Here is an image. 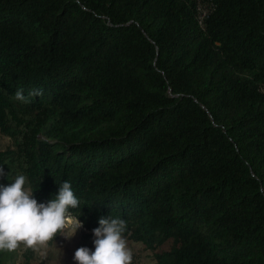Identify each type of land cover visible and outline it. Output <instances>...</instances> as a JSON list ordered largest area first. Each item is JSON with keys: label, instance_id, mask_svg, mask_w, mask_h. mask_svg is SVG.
<instances>
[{"label": "trees", "instance_id": "obj_1", "mask_svg": "<svg viewBox=\"0 0 264 264\" xmlns=\"http://www.w3.org/2000/svg\"><path fill=\"white\" fill-rule=\"evenodd\" d=\"M200 1L0 0V184L69 181L132 264H264V0Z\"/></svg>", "mask_w": 264, "mask_h": 264}, {"label": "clouds", "instance_id": "obj_2", "mask_svg": "<svg viewBox=\"0 0 264 264\" xmlns=\"http://www.w3.org/2000/svg\"><path fill=\"white\" fill-rule=\"evenodd\" d=\"M18 101L26 102L22 90L15 94ZM7 176L0 165V177ZM26 176L18 174L9 184H0V251H15L20 244L43 257L49 242L57 235L65 240L75 236L83 227L79 216H72L70 209L80 207L72 184L65 180L58 192L46 202H38L34 190L26 188ZM99 226L92 230L94 251L78 247L73 256L76 264H132L133 253L124 236L126 221L120 217L101 216ZM62 250L60 249V256Z\"/></svg>", "mask_w": 264, "mask_h": 264}, {"label": "rangeland", "instance_id": "obj_3", "mask_svg": "<svg viewBox=\"0 0 264 264\" xmlns=\"http://www.w3.org/2000/svg\"><path fill=\"white\" fill-rule=\"evenodd\" d=\"M11 145V139L6 135L0 134V149H6L11 147ZM93 240V232H87L82 227L77 230L75 236L70 240L63 238L60 243L49 246L46 250V256L43 258L39 252L32 250V262L33 264H76L73 260L75 250L78 247L86 246L94 251ZM27 249L29 248L20 244L13 252L0 251V264H23L25 260L24 252ZM60 249L62 250V256L59 259Z\"/></svg>", "mask_w": 264, "mask_h": 264}, {"label": "built area", "instance_id": "obj_4", "mask_svg": "<svg viewBox=\"0 0 264 264\" xmlns=\"http://www.w3.org/2000/svg\"><path fill=\"white\" fill-rule=\"evenodd\" d=\"M206 16H207V9H206L205 2L197 0V2H196V19H197L199 25H201V26L203 25V22H204V19Z\"/></svg>", "mask_w": 264, "mask_h": 264}]
</instances>
